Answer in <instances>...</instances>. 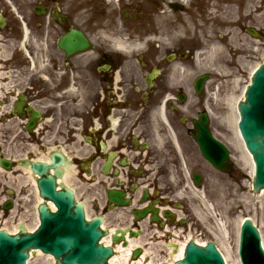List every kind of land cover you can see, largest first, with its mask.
<instances>
[{
    "label": "rangeland",
    "instance_id": "rangeland-1",
    "mask_svg": "<svg viewBox=\"0 0 264 264\" xmlns=\"http://www.w3.org/2000/svg\"><path fill=\"white\" fill-rule=\"evenodd\" d=\"M62 1H67L72 4V0ZM232 1L234 2V4H232L233 2L231 3L232 5H235L237 2V5H235V8H237L236 20L239 21L238 25H231L229 27L219 21L217 17L220 14L226 15L224 9L229 4L224 3L223 0H180L181 5L179 4L178 6L182 8H177V10H174V7H172L171 4L177 5L178 0H129L126 2L121 1L119 6L114 4V2L108 3L104 0H82L83 8L81 11L85 14H88V22H84L82 29L84 31H88L92 35V37L95 39L94 44L96 45L113 44L114 39H111V36L113 38L124 39V41H127L128 44L132 45L137 42L133 39L134 34H145L146 36H151L152 34H162V36L160 35L159 38L160 41H163L164 44H171L172 42H169L165 35L161 33V27L163 24L167 26L170 24V28H173L175 31H171L173 36L180 38L182 41L183 47L181 48L191 50L195 48L194 55L200 54L201 59L199 61L196 57L197 61L195 64V75L205 72L211 74V80H209L208 85V91L210 95L204 100L206 102L204 104H208L212 112L211 116L214 120H217L219 127H226L227 139L229 141L231 140L235 145H237L235 142V133L233 128L227 122V117H229L230 113L232 112L231 107L235 105L238 100L243 98L245 87L247 86L250 80L249 78L251 77V71L253 68H255V66H259V64L264 60V35L261 40H254L246 33V27L256 28L257 30H261L264 33V0ZM40 2H44V0H0V9L3 11L5 14L4 16L8 20V25L5 27H0V43H2V46H0V51L2 50L3 52V54L0 55V61L3 60V58L9 59V62L5 63L4 66L6 67V70L13 69L17 74V72L21 69V66L26 65L24 56L21 53L20 48H18V45H20V41L22 40V31L19 22L21 23V20H25L23 22H26L28 18H33L35 15L32 7ZM248 4H252L253 6L250 11L247 9ZM52 9L56 10L58 8L55 7ZM70 10L76 11L77 9L75 6H70ZM211 12H215L217 15L214 17V19L210 16ZM124 13L129 15L128 19H126V15ZM70 17L75 18L74 16ZM106 17L111 18L115 28L109 24ZM121 17L127 21V24L130 26L126 30L124 29L126 24H123L121 27L119 22L121 21ZM38 18L41 20L39 15ZM70 23L73 24L74 20H70V22L68 20L64 21L62 29L67 28L68 30L71 26ZM228 24H231V21H228ZM41 29L42 26L38 27V30L32 28L33 31L31 35L26 38L28 49H31L32 52L40 55L41 60L42 58H48L49 56V58L53 59L55 62L56 60L61 61L62 58L56 54L57 50L54 47L56 46L57 35L63 32L62 29L53 31L51 36L48 37L44 35L42 36V33H40ZM115 29L119 31L118 34L116 33L117 31L114 32ZM232 29H236L237 37L236 35L231 36L230 32ZM120 31H124V33H120ZM129 33L132 34L129 35ZM227 33H229V35ZM222 34L228 35V41L226 38H222L220 42V37L224 36H221ZM32 35H34V37ZM129 37H131L130 40ZM216 37L218 38V41L216 40ZM44 38H47L46 46L43 43V41H45ZM236 39H239L240 41L239 47L234 43ZM144 43L142 44L145 45ZM16 47L17 50L14 51ZM12 50L14 56L12 59H10ZM94 50L97 53L98 47L96 46ZM93 54L94 53L92 50L90 55L93 56ZM91 56L89 58H92ZM212 57H216L217 60H214ZM89 58L83 59L81 61L80 66L84 65L86 69L82 72L88 75L90 78L97 79L94 73L96 66L87 63ZM208 58H211L212 61H208ZM40 59L37 61L41 62ZM191 64L192 60L188 59L186 61V66H190ZM70 66L72 70L75 69L72 65V61ZM126 70H131V68H122V71L118 72L119 74H117V81L119 79L124 80ZM179 83L187 84V79L183 78V80H181ZM80 85L81 86L76 85V87L72 85V89H75V91L72 89H69L68 91H61L60 86H50V88H48L47 91H44V93L41 94L39 98H45L44 102L46 108L51 109L52 113L55 112V117L58 116V119L62 116L61 111H65V114L69 116L68 110H70L73 112L71 115H74L75 112H77V100L80 103L78 108L82 110H89V103L93 101V99L89 100V98L86 97L85 90L83 92L79 90L80 87L81 89L84 88L83 83H80ZM124 87H126V85ZM62 88H65V86ZM89 90H93L94 95L98 91L102 92L98 81L94 82V86L90 83ZM49 91L51 93H49ZM199 107H202V105L199 106L197 102L196 112ZM65 131L68 132L70 139H72V136L69 133L70 131H68V126H66L63 121L62 124L59 123V125H57L54 129V133L57 134V137H59L60 134V138L65 134ZM3 135L5 141L8 140V137H5V135L14 137L13 139H9L13 140V143H10L11 145H14L15 140H17L16 149L13 146L15 149L14 151H18L19 153L30 151L33 157L38 155L37 152L39 150H37L35 146H30L28 148L26 146L25 148V144L27 142H25L24 137L17 136V132L15 130L3 132ZM36 138L38 139V137ZM30 142L35 143L34 141ZM54 142L59 141H57L56 138ZM82 147L87 149L85 144H83ZM241 165L244 172L243 183L247 186H250L251 180L250 173L248 171L249 169L246 167L243 161L241 162ZM17 177L18 175L14 173L9 174V172H6L4 175L2 174V178H5V182L7 179L9 186L12 188H17ZM218 177L219 176L215 177L214 174H211L208 176V180L204 183L210 185L213 189L215 188V190L224 192L223 200H221L220 197H216L215 194L213 195L214 199L221 200V205L217 202V200L213 201L216 206H224L226 209L225 213H227V215H230V213L233 212V218L228 216L230 218L226 219V223H229V231L227 232L229 234V238L224 242V245H222V249L223 251L225 250L226 255L229 257L230 263H235L237 258L236 247L234 245L236 233L235 229L236 223H238V220L241 218V216L244 217L248 215L249 217H252L264 234V194L258 198L262 200L260 204L255 201L257 198L252 199L251 196L247 195V191H244L245 193L242 196L241 201L239 200L234 202L227 197L226 184L223 186L225 182L220 180ZM226 179L228 182L229 180L227 177ZM64 180L65 181L63 182H66L67 185L77 188V185L75 184V177H69V175H66ZM89 182V180H86L85 185L88 187L85 186L83 188V190L89 191L88 193L91 192V184ZM1 186L2 183H0V188ZM30 187L28 189H30ZM212 193L213 191L211 194ZM7 195L8 194L6 190L2 192L0 195V205L6 199ZM19 198L20 196H17V194L13 196V200L16 203L15 210L17 211L15 213H22L19 220L24 221L26 219H30L31 223H28V225L31 226L32 229L35 223V213L32 212V205L34 203H31L30 201L27 202V200ZM86 198L90 199V196H86ZM225 198L227 200H225ZM82 201L88 204V212L91 216H94V211L91 209V204L88 202L89 200L82 199ZM238 202H241L243 206L239 207L237 205ZM25 207L27 208L26 211L24 210ZM238 208H240L239 211H234ZM215 213L218 214V211L216 210ZM209 216L210 214H208V217L206 216L205 218L206 220L208 218L210 221ZM216 222L217 221H215V223ZM15 224V222H10L9 218H3L2 210H0V228L7 227L12 230ZM197 235H199V232H197ZM199 236L201 238V235ZM147 237L149 238V235ZM157 240L164 242L168 241L166 237H158ZM158 247L160 255L167 258L161 261H159V259L158 264H168L169 251L167 250L166 252V247L163 244H160ZM51 258L52 257L45 255L38 256L32 259L30 264H54Z\"/></svg>",
    "mask_w": 264,
    "mask_h": 264
},
{
    "label": "flooded vegetation",
    "instance_id": "flooded-vegetation-1",
    "mask_svg": "<svg viewBox=\"0 0 264 264\" xmlns=\"http://www.w3.org/2000/svg\"><path fill=\"white\" fill-rule=\"evenodd\" d=\"M97 52V58L89 64L96 66L94 73L102 92L98 91L95 95L92 93L93 101L90 102V109L79 111L77 117L81 121L78 130L85 134L90 129L92 133L90 158L99 165V168L93 172L94 189L98 195L112 190L125 194L130 201L135 200L130 212H133L135 207L140 208L141 200L135 197L136 191H150L153 201L164 203L163 197L160 198L159 195L169 196L172 193L170 187L165 190L162 185L165 176L168 177L171 173V168L166 164L169 160H178L177 154H179L171 134L161 133L164 134L162 142L157 137L160 131L166 130L158 116L160 103L167 93L165 79L163 77L155 79L152 90L148 87L146 99L143 96L136 97L135 89L130 91L124 90L123 87L115 88L116 71H122L121 64L124 60L113 55L112 59L104 61L103 52L99 50ZM105 62L110 65L108 71L103 67L101 70L100 65ZM154 67L159 65L156 63L152 66L148 74ZM82 71L83 69H77V75L88 79V75ZM128 75L127 72L120 84L127 85ZM40 91L37 90V93ZM127 107L131 112L126 109ZM169 108L171 109V106ZM170 109L168 110L170 122L180 130V137L186 132L189 133L193 118L179 119L183 116L181 111L173 112ZM26 115L29 116L28 113ZM116 115L119 116V120L114 124L112 119L116 118ZM178 132H175L177 140L180 139ZM166 147H169L168 151ZM105 164L108 167L106 171ZM99 196L95 198L96 207ZM111 206H115V203L108 202L103 209L107 210Z\"/></svg>",
    "mask_w": 264,
    "mask_h": 264
},
{
    "label": "water",
    "instance_id": "water-1",
    "mask_svg": "<svg viewBox=\"0 0 264 264\" xmlns=\"http://www.w3.org/2000/svg\"><path fill=\"white\" fill-rule=\"evenodd\" d=\"M79 43L78 38L74 45ZM62 44L69 52H73L72 43L64 41ZM252 79L253 82L246 93V101L239 105L240 128L247 147L257 163L254 181L256 190H260L264 187V65ZM36 167L38 171L42 170ZM39 185L40 191L55 202L58 210L52 213L42 205L39 210L41 226L34 234L10 236L6 231L0 230V264H27L29 251L33 249L53 254L57 258V264H106L113 249L99 243L104 235L100 230L101 220L95 219L91 222L84 220L83 206L75 203L70 190L57 191L53 178H42ZM263 193L264 190L261 191V195ZM259 241V234L252 222L246 221L240 252L243 264H264V252ZM262 242L264 245V238ZM36 251L38 250L34 252ZM224 258L228 263L225 254ZM179 264L225 263L213 243L206 247L191 243L187 247L185 259Z\"/></svg>",
    "mask_w": 264,
    "mask_h": 264
},
{
    "label": "bare ground",
    "instance_id": "bare-ground-1",
    "mask_svg": "<svg viewBox=\"0 0 264 264\" xmlns=\"http://www.w3.org/2000/svg\"><path fill=\"white\" fill-rule=\"evenodd\" d=\"M108 1H114V0H108ZM223 2L224 3H227V4H229V5H227L226 7H225V9H224V12L226 13V15H223V14H220V15H218V19H219V21H221L223 24H226V26H236V25H238V21L239 20H236V14H237V8H235L236 6L235 5H237V2L235 3V5H232L231 3L233 2L232 0H223ZM234 4V3H233ZM253 6H252V4H248V6H247V9H248V11H250L251 10V8H252ZM88 14H84V16L82 15V17H75V18H71L70 16H73V15H66V18L68 19V20H74V23L76 24V25H78V22H79V20H81V19H83L84 17H86ZM226 16H227V18H226ZM226 18V19H225ZM228 21H231V24H228ZM235 23V24H234ZM123 26V24H121V27ZM29 29H28V27H26V31H25V35H24V40L26 39V38H28V36H29V31H28ZM75 32L77 31V28H75V29H73ZM80 30L82 31V32H84V30L82 29V28H80ZM161 33H163L164 35H165V37L169 40V42H172L173 43V41L175 40V37L173 36V34L171 33V30L169 29V27L167 26V25H163L162 27H161ZM173 32V31H172ZM85 33V32H84ZM120 33H122L121 31H120ZM86 34V36H88V34L87 33H85ZM228 35H229V33H227ZM227 34H222L221 36H223V37H220V42H221V39L222 38H228V35ZM230 34H231V36H235L236 35V37H237V33H236V29H232V31L230 32ZM252 35H254V34H252ZM88 37H90V36H88ZM252 38V37H251ZM252 39H255V38H252ZM216 40L218 41V38L216 37ZM81 41V40H80ZM227 41H228V39H227ZM113 43L116 45H121V46H123L122 47V51H126V52H129V51H131L133 48L131 47V45H129V44H127L128 42L127 41H124V39L122 40V39H120V38H114V41H113ZM234 43L239 47L240 46V41H239V39L237 40H235L234 41ZM0 46H2V43H0ZM21 49L23 50V51H26L27 49V44H26V40L25 41H23L22 40V42H21ZM133 46V45H132ZM163 47H166V46H163ZM136 49H138V48H136ZM216 49V48H215ZM27 52V51H26ZM3 54V52H2V50L0 51V55H2ZM211 54H212V52H211ZM210 56V55H209ZM214 60H217L216 59V57H212ZM208 61H212V59L211 58H208ZM3 62L5 63V60H3ZM258 66V65H257ZM2 67H4L2 64H0V95L2 96V98L5 96V95H7V96H10L9 97V99L7 100V103H6V108H5V111H11V108L13 107V109L16 111V112H20L21 110H22V107L25 105V102L24 101H22L21 103L20 102H15L14 103V99L12 98V96L14 95V94H12L11 92L12 91H14V90H19V88L18 87H16L20 82H22L21 80H18V78L15 76V78L13 79V80H7L6 78L7 77H9L10 75H9V71H6V70H2L3 68ZM174 69V66L172 65V64H170L169 66H168V71L169 72H171L172 70ZM181 69V68H180ZM255 70H256V68H253V70L251 71V73H250V76H252L253 74H254V72H255ZM188 71V69H184L183 71H180V74L178 75V77L179 78H182V77H184V76H186V72ZM173 74V73H172ZM174 75V74H173ZM153 76H155V74H153L152 75V77ZM42 77L45 79V78H47V75L45 74V73H43L42 74ZM4 80L7 82V84L8 85H5V83H4ZM177 81H178V78H177ZM249 82H250V80H249ZM249 82H248V84H249ZM247 84V85H248ZM190 87V84H185L183 87H182V89H185V88H189ZM246 88V87H245ZM35 103L37 104V105H41L40 104V102H38V100H36L35 99ZM231 109H232V112L230 113V116L229 117H227V122L229 123V125L233 128V131H234V133H235V138H236V140H235V142H236V144L241 148V150H240V154H241V160H237L239 163H241L242 161L244 162V164L246 165V167L249 169L248 171H249V173H250V175H251V177H254L255 176V163H254V161H253V159L251 158V155H250V152L248 151V150H246L245 149V145H244V143H243V140H241V135H240V133H239V130H238V125H237V123H238V120H239V118H241V111L239 110L238 111V109H237V105L235 104V105H233L232 107H231ZM38 113H39V111H38ZM38 116V114H33L32 115V117L34 118V117H37ZM20 118H22V119H27L25 116H23V115H20L19 116ZM161 120V119H160ZM1 121V120H0ZM8 124H11V125H17L18 126V130L17 131H21L22 129H23V126L21 125V121H19L18 119H15V118H12V120L10 121V123H8ZM27 124H29V127H31V125H32V120H30V122L29 123H26V126H27ZM43 124V121L41 122V125ZM160 124V123H159ZM4 126V124H2V123H0V128L1 127H3ZM43 133H45V132H43ZM210 134L208 133L207 134V136H209ZM207 140H205L204 141V143H205V145L207 146V142H206ZM1 144H2V141L0 142ZM199 146V145H198ZM209 147H211V145L209 144ZM62 150L64 151V152H66V150H65V148L64 147H62ZM207 151L209 152V149H207ZM56 153H58L59 154V151L58 152H56ZM54 154H51L50 156H49V159L51 160L52 159V156H53ZM46 157H47V155H46ZM42 159H45V157L43 156L42 157ZM48 159V160H49ZM23 160H26V159H23ZM32 165L30 164V166L28 167V166H26V169H24L25 171L22 173V175L20 176V177H18V180H17V185H19L20 184V186L21 185H24V186H27L28 184H29V182H30V184L32 185H34V187L38 190V182H39V180H41L42 179V177L43 176H41L40 175V178H38L37 177V175H35V173H32L33 172V170H32ZM52 169L53 170H55V168H53L52 167ZM69 175H71V174H69ZM6 182L8 183V181L6 180ZM9 185V184H8ZM246 190L247 189H249L250 190V188H249V186L247 187V188H245ZM254 190V189H253ZM20 192H25V190H23V191H20ZM19 192V190H18V193H20ZM251 192L252 193H254V191H252L251 190ZM251 192L249 191L247 194H249V196H251V198L253 199V198H260L262 195H261V193H259L258 194V196H252V194H251ZM50 199V198H49ZM52 200V199H51ZM213 200H217V199H213ZM212 200V202H207V203H204V204H206V206H208V207H210V209H209V212L211 213V218H213V216H214V213H213V211H212V207H214V209H215V207H216V205H215V203H214V201ZM40 201L42 202V199L41 198H39L38 199V202L40 203ZM255 201H257L259 204L262 202V200L261 199H257V200H255ZM136 201L134 200V201H131V207L133 206V204L135 203ZM217 202L220 204L221 203V201L220 200H217ZM48 205H49V207H51V208H54V204L53 203H51V202H48ZM195 205V204H194ZM221 205V204H220ZM219 205V206H220ZM197 208H200V207H197ZM223 209H222V211H224L225 212V208H224V206L222 207ZM127 209H129V207H123V208H121V212L118 214V216L116 215L115 216V219H118V217L119 218H124L126 215H127V213L126 212H124V211H126ZM215 217V216H214ZM245 217H247V216H245ZM245 217H242V218H240L239 220H238V223H236V230H237V232H239L240 231V223H241V221H243V218H245ZM87 218H89V219H91V215H90V213L89 212H87ZM251 218V217H250ZM9 220L10 221H12L13 220V217L12 218H9ZM214 220H216V219H214ZM221 221V224H223V225H226V223H225V221L223 220L222 221V219H220ZM255 221V220H254ZM8 223V222H7ZM39 222H38V217H36V222H35V225L37 226V224H38ZM103 227H106L107 226V223L106 222H104L103 221ZM19 224H17L16 226H14V229H12V230H10L9 228H7V227H4L5 229H7L9 232H17V231H19ZM36 226H33L32 227V229H34ZM26 230L28 229V231H31L32 229H31V226H29V225H27V227L25 228ZM115 232H117V230L116 229H113ZM112 230V231H113ZM118 231H120V230H118ZM226 232H227V230H225ZM236 232V233H237ZM126 233V234H125ZM118 234V233H117ZM121 234V233H120ZM225 234H227V233H225ZM238 234V233H237ZM130 235L131 234H128V232H126V231H124L123 232V235L121 236V235H119L118 234V236H119V238L120 239H122L123 240V237L126 239V240H128V241H130V243H129V246H127L126 248H124L123 249V246H114V249H115V254L112 256V258H111V260H110V262H111V264H144L143 262L144 261H146V262H148L147 264H158V261H155L154 260V258H153V256L152 255H148V259H146V258H144V257H146V254L147 253H145V252H141V255L140 256H142V257H137L138 259L136 260L135 259V261H133L134 263H131L128 259H129V257H130V254H132V250H133V247L135 248L136 246H139L140 244H142L143 243V241H133L131 238H130ZM190 237H187V239H185L183 242H180V244L178 245L179 247H177V246H175V245H173V247H174V255H172V258L168 261V264H176L177 263V260H181L182 258H183V255H184V247H185V245L189 242H187V240L189 239ZM264 238V237H263ZM200 241V240H199ZM104 243H106L107 245H111L112 243L110 242V239L108 238V237H106V238H104V241H103ZM200 242H202V241H200ZM199 244H201V245H205L206 243H199ZM110 248H113V247H110ZM138 248H140V247H138ZM140 251H141V248L139 249ZM148 250V252H150V251H152V249H147ZM149 254V253H148ZM42 255H45L46 256V254H44L43 252H41L40 250H38V251H36V252H33V255H32V259H34V258H36V257H38V256H42ZM225 257H226V259H227V261H228V263L227 264H240V260L238 259V257L236 258V262L235 263H230V261H229V257L225 254ZM145 260H144V259ZM180 262V261H179ZM57 264V263H56ZM178 264V263H177Z\"/></svg>",
    "mask_w": 264,
    "mask_h": 264
}]
</instances>
